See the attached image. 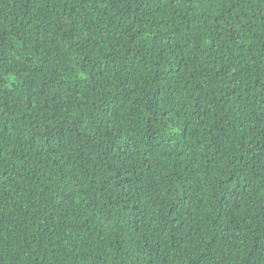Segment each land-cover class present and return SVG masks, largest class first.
Listing matches in <instances>:
<instances>
[{"label": "trees", "instance_id": "trees-1", "mask_svg": "<svg viewBox=\"0 0 264 264\" xmlns=\"http://www.w3.org/2000/svg\"><path fill=\"white\" fill-rule=\"evenodd\" d=\"M0 264H264V0H0Z\"/></svg>", "mask_w": 264, "mask_h": 264}]
</instances>
